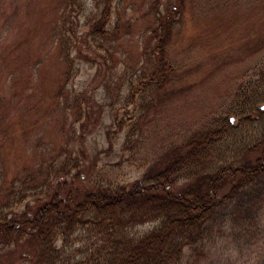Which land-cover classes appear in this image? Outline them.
Masks as SVG:
<instances>
[{
	"label": "rangeland",
	"instance_id": "obj_1",
	"mask_svg": "<svg viewBox=\"0 0 264 264\" xmlns=\"http://www.w3.org/2000/svg\"><path fill=\"white\" fill-rule=\"evenodd\" d=\"M105 10L106 0H0L1 219L42 199L59 172L102 188L142 180L171 149L235 119L238 90L264 79V0H112L98 33ZM171 11L163 55L173 74L158 82L154 31ZM262 129L237 127L226 156ZM159 224L125 232L135 241ZM54 247L58 264L108 250L90 228ZM13 250L0 248V264H33ZM177 264H264V176L217 210Z\"/></svg>",
	"mask_w": 264,
	"mask_h": 264
},
{
	"label": "trees",
	"instance_id": "obj_2",
	"mask_svg": "<svg viewBox=\"0 0 264 264\" xmlns=\"http://www.w3.org/2000/svg\"><path fill=\"white\" fill-rule=\"evenodd\" d=\"M111 3L106 0L98 33L110 22ZM171 17L172 11L167 18H160V26L154 31L159 38L155 72L158 82L173 74L163 55ZM263 105L264 79L241 87L233 102L237 125H233L232 118L213 125L171 149L142 180L130 186L102 188L85 184L81 173L74 177L55 174L42 199L38 197L18 217H0V248L14 245V254L23 257L19 252L22 250L33 264H58L55 239L76 228H90L106 241L108 250L106 254L99 250L96 261L89 264L179 263L186 248L203 240L217 210L264 176ZM257 121L263 126L261 136L240 146L233 158L227 157L224 145L232 138L228 136L237 127ZM148 222L160 224L139 240L126 235L129 228ZM13 260L10 258L6 264Z\"/></svg>",
	"mask_w": 264,
	"mask_h": 264
},
{
	"label": "water",
	"instance_id": "obj_3",
	"mask_svg": "<svg viewBox=\"0 0 264 264\" xmlns=\"http://www.w3.org/2000/svg\"><path fill=\"white\" fill-rule=\"evenodd\" d=\"M260 110H261V111H264V106H261V107H260ZM231 122H232V123H233V125H234L235 119H234V118H232V119H231Z\"/></svg>",
	"mask_w": 264,
	"mask_h": 264
}]
</instances>
